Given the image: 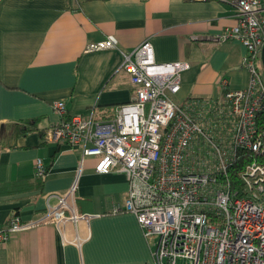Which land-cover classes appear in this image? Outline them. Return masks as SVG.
Wrapping results in <instances>:
<instances>
[{"label": "crops", "instance_id": "obj_1", "mask_svg": "<svg viewBox=\"0 0 264 264\" xmlns=\"http://www.w3.org/2000/svg\"><path fill=\"white\" fill-rule=\"evenodd\" d=\"M234 15V6L220 0H0V227L13 214L31 224L0 244V264L152 262L153 241L134 214L113 212L128 193L125 174L98 173L97 158L82 160L80 148L46 140L61 120L53 103L64 101L68 115L94 108L98 119L113 116L116 106L134 97L121 52L146 39L157 63L189 65L172 96L177 104L221 98L222 78L230 89L243 88L244 46L209 40L236 25ZM107 36L117 47L88 49ZM34 119L37 130L15 135ZM37 159L48 168L43 179L35 175ZM75 181L78 211L93 217L58 227L46 219L47 199Z\"/></svg>", "mask_w": 264, "mask_h": 264}, {"label": "built area", "instance_id": "obj_2", "mask_svg": "<svg viewBox=\"0 0 264 264\" xmlns=\"http://www.w3.org/2000/svg\"><path fill=\"white\" fill-rule=\"evenodd\" d=\"M220 1L234 6L236 25L209 40L244 46L245 87L230 89L222 78L221 98L179 105L172 96L189 65L157 63L146 39L121 52L134 97L116 106L113 116L98 119L94 108L68 115L64 101L53 103L61 120L46 140L80 148L82 160L97 158L98 173L127 177V196L113 212L134 214L153 241L150 264H264V0ZM115 47L116 38L107 36L88 49ZM35 165L43 179L47 167L41 159ZM76 187L75 181L65 193L48 197L46 219L58 227L90 221L93 215L78 211ZM29 225L13 214L0 227V244Z\"/></svg>", "mask_w": 264, "mask_h": 264}, {"label": "trees", "instance_id": "obj_3", "mask_svg": "<svg viewBox=\"0 0 264 264\" xmlns=\"http://www.w3.org/2000/svg\"><path fill=\"white\" fill-rule=\"evenodd\" d=\"M37 123H38V120H37V119H34V120H30V121H28V122H25L24 124H20L19 128H18V127L16 128V126L14 125L13 127L16 128V131L14 130L15 135H16V136H17V135H20V134H21V135H25V134H27V133L33 131V130H37V128H36ZM39 135H40L41 137H43V136H44V131H43V130L39 131ZM241 163H242V164H239V165H238V166L232 171L231 174H233V176L237 173L238 170H241V169L244 168V166H245V160L242 161ZM47 170H48V168H47Z\"/></svg>", "mask_w": 264, "mask_h": 264}]
</instances>
